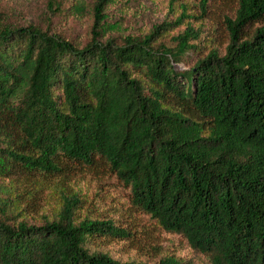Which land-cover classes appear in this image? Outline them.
<instances>
[{"label":"trees","instance_id":"1","mask_svg":"<svg viewBox=\"0 0 264 264\" xmlns=\"http://www.w3.org/2000/svg\"><path fill=\"white\" fill-rule=\"evenodd\" d=\"M110 1H93L84 43L0 14V264H149L112 241L191 264L156 229L208 264H264V0H168L172 18L120 40L102 28ZM190 19L213 25L208 43ZM84 175L125 199L82 214ZM46 192L52 215L29 223Z\"/></svg>","mask_w":264,"mask_h":264},{"label":"rangeland","instance_id":"2","mask_svg":"<svg viewBox=\"0 0 264 264\" xmlns=\"http://www.w3.org/2000/svg\"><path fill=\"white\" fill-rule=\"evenodd\" d=\"M50 1L53 2L52 10L48 7ZM93 1L86 0V10L82 15H70L68 10L73 0H1L0 14L8 23L19 25L34 23L51 32L73 39L75 42L84 43L91 37ZM168 18H172L168 14V0H112L105 6L101 22L102 28L107 31V36L120 40L126 35H143L149 32L154 25ZM189 22L195 28L199 26L202 42L208 43L206 38L211 36L213 25H210V22L201 25L194 19H190ZM186 26L184 23L171 30L169 35L164 38L165 44L174 45L172 36L183 32ZM223 41L224 37H222ZM192 42L195 43L198 40ZM224 45L225 42L221 48ZM192 56L196 57L195 54ZM178 66L184 68L183 63ZM71 186L73 190L77 191L81 200H84L82 214H85L86 211L92 215L109 214L114 204L125 199V190L121 186L107 181L100 184L89 175L76 177ZM55 206V200L49 195V192H46L38 211L27 221L34 224L41 223L44 217L52 215V207ZM146 219L144 217L142 220L144 224L148 223ZM152 234L156 236L155 244L162 247L163 252L180 255L185 260H190L191 264H208L207 257L194 251L180 235L157 229L152 231ZM101 248L109 251L120 262L136 258L154 264L158 259L151 249H131L123 241L103 243Z\"/></svg>","mask_w":264,"mask_h":264}]
</instances>
